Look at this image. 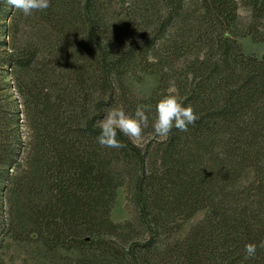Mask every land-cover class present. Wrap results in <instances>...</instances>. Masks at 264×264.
<instances>
[{
  "label": "trees",
  "instance_id": "obj_1",
  "mask_svg": "<svg viewBox=\"0 0 264 264\" xmlns=\"http://www.w3.org/2000/svg\"><path fill=\"white\" fill-rule=\"evenodd\" d=\"M240 37L264 43V0H50L31 16L0 0V251L11 240L73 264H264V248L245 259L264 241V56ZM137 65L160 76L149 99L126 83ZM172 85L198 119L159 137L155 105ZM141 104L143 143L97 142L109 108ZM121 187L136 217L115 223Z\"/></svg>",
  "mask_w": 264,
  "mask_h": 264
},
{
  "label": "clouds",
  "instance_id": "obj_2",
  "mask_svg": "<svg viewBox=\"0 0 264 264\" xmlns=\"http://www.w3.org/2000/svg\"><path fill=\"white\" fill-rule=\"evenodd\" d=\"M12 8L20 10L25 16H31L34 12L44 11L50 7V0H7ZM152 57H149V61ZM150 106L137 105L135 113L127 112L122 106H114L107 110L103 119L97 121L100 132L96 137L97 142L108 148L120 149L126 147L117 139L118 133L129 139L139 140L148 128ZM198 117L191 105L185 106L179 94V90L174 86L168 87L155 105V116L151 127L154 134L159 137H167L175 128L186 132L190 124H194ZM264 248V241L259 245L247 243L245 245V259L255 256L257 248Z\"/></svg>",
  "mask_w": 264,
  "mask_h": 264
},
{
  "label": "rangeland",
  "instance_id": "obj_3",
  "mask_svg": "<svg viewBox=\"0 0 264 264\" xmlns=\"http://www.w3.org/2000/svg\"><path fill=\"white\" fill-rule=\"evenodd\" d=\"M238 42L246 56H264V43L255 42L251 37H240L238 38ZM126 83L131 93L137 99L143 100L149 99L154 94L161 85V80L158 74L146 71L142 66L139 67L137 65L128 73ZM135 142L143 143L141 138L135 140ZM135 217V209L129 202L128 188H119L111 211V219L115 223H124L134 220ZM203 217V213L197 214L191 221L185 224L183 231L190 229ZM36 250L35 247H31L26 243L17 244L11 240H7L4 249L0 251V255L2 254L0 264H73L70 260L76 257V253L72 252L60 251V257H56L54 255H43Z\"/></svg>",
  "mask_w": 264,
  "mask_h": 264
}]
</instances>
